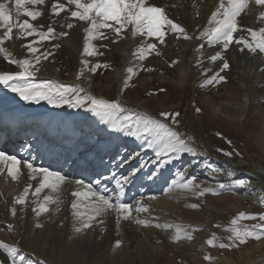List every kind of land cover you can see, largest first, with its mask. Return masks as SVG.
I'll return each instance as SVG.
<instances>
[{
    "label": "snow or ice",
    "instance_id": "obj_1",
    "mask_svg": "<svg viewBox=\"0 0 264 264\" xmlns=\"http://www.w3.org/2000/svg\"><path fill=\"white\" fill-rule=\"evenodd\" d=\"M14 3L16 22H13V12L11 5ZM249 0H219V3L211 13L208 19V26L205 27L196 39L206 40L208 45L219 46L214 54L209 55L208 59L215 63L221 61L222 65L219 72L213 74L211 77L205 79L201 87L208 85L226 82V77L220 75L229 68V62L225 59L224 53L229 47L235 43L242 45L240 51L246 48L251 53H264V27L259 30L246 29L250 34V39L244 36L234 38V34L240 31L238 27L237 17L241 12L248 7ZM257 5H264V0H255ZM45 0H8L7 3L0 2V28L4 29L3 34L0 35V54L4 55L5 59L10 63H14L19 68L16 72H2L0 73V85L8 89L10 92L16 94L21 100L27 103L39 104L41 101H46L49 105L55 108L68 107L84 109L85 112L92 113L99 118L101 124H104L112 129L111 133L106 132L108 136H117L123 134L124 137H134L140 143L134 147L116 146L109 162H105L100 158V163L105 170L110 174L104 176V172L97 171V176H104V179H96L91 182H86L85 179L70 180L68 174L61 170L53 169L51 166L45 167L42 164L38 165L36 159L29 155H22L20 151L15 154H9L4 150H0V174L6 172L11 180L16 181L22 172V169H27V176L30 181H36L35 187L32 183H28L21 194L14 198L10 213L12 216L16 215V205L26 206L28 203V195L31 191V196L34 198L31 203L35 205L31 211L35 213L36 217H40L44 213L50 211L48 205L58 204L57 196L52 193H58L61 186L65 183H75L86 191H74V197H84L88 201L84 206V210L80 209V203L77 200L72 202L73 209V231L80 233L85 229L93 227L94 223H103L102 218L109 212L116 213L117 225L121 220H129L133 218V213L136 214L148 212L149 209L142 203L144 199L136 200L134 203L125 202L123 197L126 194L129 185L133 184L144 177L149 181L159 179L163 175L165 168L174 164L177 159L182 158L183 154L189 153L197 155L196 149L192 146L190 141L192 137L185 136L174 125L179 124L178 112L162 111L154 116L148 112L137 111L130 107H126L118 99L109 100L105 98H98L85 91L80 86H66L55 81H40L36 80V73L40 71L41 60H46L52 52L45 50L40 52L39 48L30 42L27 47L31 58L12 59L5 48L2 47L6 40L12 39L13 29H19L18 38H26L36 36L39 41H51L67 36V32L57 33L52 25L47 26V31L41 30L43 25H35L25 19L22 22L19 17L21 15L30 18L31 21H36L43 16L42 11L35 7L44 5ZM74 6L75 10H71V17L80 21L86 22L84 28V48L83 53L86 56L102 55L95 45L91 43L97 39H111L103 30L107 29L115 34V40L121 38L123 31H130L133 38L141 37V44L134 53L139 61H144L148 55L155 53L160 55L157 43L165 44L166 36L169 33L176 34L177 38L182 36L184 39H192L186 30L178 23L170 19L163 7L156 6L149 2V0H67V5L60 3L59 0H54L51 5L52 14L59 16L61 12L70 10ZM264 21V12L260 13L259 17ZM72 23L67 24V28L72 29ZM107 47V45H101ZM54 48H59L60 44H54ZM204 47L202 43L197 49L198 51ZM88 61L82 60L83 68L80 75H83L84 69L88 67ZM173 64L176 61L172 62ZM107 67V65H100L99 63L93 65L90 69L95 73L99 67ZM152 71V69H146ZM128 76L124 80L123 85L126 89L129 81L134 74V69L129 67L127 69ZM79 78V76H78ZM164 91V89H160ZM153 95V93H149ZM198 112L199 108L196 109ZM217 135H220L217 133ZM231 143V141H229ZM24 146L21 145V149ZM30 148V146H29ZM148 150L152 155H148ZM217 151H223L217 149ZM225 156L231 157L232 152H224ZM240 155L239 152L235 153ZM147 157V158H146ZM112 164H115L116 170H113ZM123 169V171H119ZM147 169V171H145ZM212 173H219L220 168H210ZM228 176L234 175L233 171H228ZM175 178L166 181L168 189H181L193 192L197 196H204L205 193L218 195L225 190L227 185L219 184L218 188L203 187L196 183V177H189L183 170H177L174 173ZM108 183H114V187L109 190ZM249 183L246 179L236 178L232 184L236 187H244ZM105 184L104 187H101ZM49 190L48 194L41 193L44 190ZM148 199H154L149 197ZM191 208H197L198 205L192 204ZM23 210V209H21ZM56 211H59L57 207ZM264 222V214H246L239 213L230 222V227L226 231L231 235L228 237V243H219L220 248L236 247L244 244L248 239H261L264 237V223H258L251 227L244 225L240 226L242 220H256ZM138 225L149 226L150 221L135 218ZM37 228L42 227L40 223H36ZM164 229H174V234L170 237L173 242H178L181 239L191 240L192 232L198 231L197 228L183 225L172 224H155L152 225ZM11 225L9 229L11 230ZM191 228V231H189ZM218 237L213 233L206 243L209 246H217ZM120 241L116 242L119 246ZM0 249L7 253V257L15 264V254L18 248L10 247L0 241ZM209 260V256L204 257Z\"/></svg>",
    "mask_w": 264,
    "mask_h": 264
},
{
    "label": "rangeland",
    "instance_id": "obj_2",
    "mask_svg": "<svg viewBox=\"0 0 264 264\" xmlns=\"http://www.w3.org/2000/svg\"><path fill=\"white\" fill-rule=\"evenodd\" d=\"M166 14H168L167 16L170 19L172 18V16L170 15L169 12H167V10H166ZM173 21L181 25V23L175 21V19ZM207 22L203 26V28L194 27V29H196V32H198V33L195 32L194 34L195 37L199 36L200 32L205 27L208 26ZM251 25L253 27L254 23ZM181 26H184V25L182 24ZM239 26H242L240 20L238 21V27ZM184 27L186 28V26ZM261 27H264V23ZM239 28L242 30L235 33L237 36L234 34L236 38H238L239 36H244L250 39V36L244 33L245 31L243 30V27H239ZM186 32L188 33L187 30ZM238 33L239 34L242 33V34L239 35ZM170 36L171 38H169ZM35 38L33 39L34 40L33 43H35L36 45H38V42L40 43V45L41 44L43 45L45 44V46L47 45L48 41H39L38 37H35ZM179 38H181V40ZM179 38H177L175 34L173 35L169 33L165 38L166 39L165 44L160 45L159 43H157V47H159L158 49L161 55L157 56L155 53L154 54L152 53L151 54L152 56L151 55L150 57H148L149 55L147 56V58H149L148 62L150 61V64H152V62L154 61L153 58L155 60H158V58H161L162 52L164 51V49H167V51H169V55L171 54V57H167V59L164 57L165 60H164L163 66H158V65L155 66L154 64L153 65L147 64L146 69L152 68V71H147L146 69L145 70L141 69L139 71H144L145 74H148V75L153 74V73H157L159 75H163L165 73L169 75L173 73L172 75H177L178 70L176 69L178 67H184V66L188 67V65H186L185 63L184 58H181L179 56L177 57L173 56L175 55L174 50L177 49V47L180 45L179 43L185 40L188 41V39H184L182 36H180ZM167 40L171 45L170 47H167L168 46ZM30 42L28 41V43H25V45H28ZM91 43L94 45L93 41H91ZM80 46L82 48L80 47L81 54L79 56L77 55L68 56L65 53L62 55H56V52L59 50V48L58 49L54 47H51V49H48L47 47H46L47 49L39 48L40 52H44L45 50H49L52 52V55H50L46 60L44 59L41 60L39 67L43 65L46 68L48 67L47 69L49 68L55 69L56 72H58L57 70V67H58L60 69L61 75L59 78H53V79L52 78L41 79V77L40 78L36 77L37 82L55 81L57 83H60L66 86H74V84L72 85L67 82H69L70 79L72 81L73 80L75 81L77 80L76 78H78L77 76H79L78 78L79 81L81 80V77H82L84 80L86 79L89 80L88 81L89 86L93 87L94 85L97 87L98 83L100 84V82L103 81V76H105L108 73H111L112 70L116 68L115 66L116 61L114 60L112 62V61L104 60L103 57H101V55L99 54L92 55V56L84 55L83 53L84 38L80 42ZM240 47H242V45L234 44L233 46L229 47V51L232 52V50L234 49L233 54L235 53L238 59L239 58L240 60L243 59L244 62L245 60H247L246 58H248V55L254 56L256 54V53L250 54L246 48L244 49V51H240L239 50ZM26 48L27 47H25V49ZM26 50L25 52L28 53V51ZM186 51H187L186 55L188 54V56L190 57L189 59L190 63L192 65L197 64L201 66L200 59L202 55L200 54L196 55L197 57L195 59L194 52H196L197 54L198 50L195 49V47H192V48L189 47L188 49H186ZM257 53L259 54L258 59L264 62V53H259L258 51ZM0 55H1L0 71H6V72L19 71V68L17 67L16 64L10 63L8 60L5 59L4 55L2 54ZM9 55L12 59H16V60L24 59V58H31V56L30 57L25 56L24 58L17 57V52L13 51V49L9 52ZM81 58L83 60L87 59V61L89 62L88 63L89 69L97 63H99L100 65H107V67L102 66V67L97 68L96 72L93 73L95 77L93 78V80L90 81V79L84 75L85 73L88 75L89 73L88 71L90 70H87L86 68L83 71V75H80V71H81L80 69H82L83 67H81L80 69H77L78 65H82ZM229 58L230 57L225 56V59H227V61L229 62V68L226 69L224 72L220 73V75H223L226 77V82H220L218 84L214 83L213 85H208L206 87H201V84L203 83L205 79L219 72L220 66L222 65L221 61L218 62L219 67L217 66L215 68H211L213 71L211 69L209 72L205 71V69L200 70L199 71L200 73H198L196 76L197 81H195V79L193 80H191L190 78L187 79L188 84H186L181 90H176V88L170 83H167V81L164 82L163 80L160 81L159 79L158 80L150 79L148 83H146L145 85H141L137 82L132 81V79L134 78V75H132V78L129 81L128 87L126 89L124 88L123 82L128 75L124 77V79H121L118 83H114L113 88H110V89L103 88L104 90L103 92L107 95V97L109 98L111 97L112 100L118 99L122 103L124 104L126 103L125 104L126 107H130V108L133 107V109L136 108L139 111H146V112L152 111L151 114H153L154 116H157V114L162 111L178 112L180 114L179 117H177V119L179 120V124L174 125V127H176L185 136V138H187L188 136L192 137V141H190V143L196 149V152H197V155L185 153L183 154L182 158L177 159L174 162V165L172 164L168 168H165L163 171V175L165 173H168L167 180L165 179L166 177L162 175L159 179L154 180L150 183L152 185L156 184L157 188L155 192H151L150 190L147 189L148 191L143 192L141 195L137 197L134 196L133 197L134 200L130 199V201L128 202V203H134L136 200H140L141 197L144 198L142 200V203L145 202L146 200H151L150 202L151 204L146 205L149 209L148 212L139 213V214H136L134 212L133 214L139 219L150 221L149 226H143V225H138L134 221L136 217L133 218L132 220L133 225L135 226L138 225L137 227L141 228L142 230L145 229L147 231L146 234L141 232L140 233L141 237L140 238L136 237V239L138 240H136L133 244V246L137 249V252H139V254L138 253L136 254L141 255L142 257L140 264H197L196 256L199 258V260L201 259V262L203 263H209V262L214 261V259L226 256L230 258L229 262L232 261L229 264H241L244 261L248 260V258L251 259L253 257L259 256L260 254L264 253V237H262L259 240L250 238L247 240L246 243L240 244L236 247L223 248V249L218 247L219 243H228V237L231 235V233L226 231V229L231 226L230 225L231 220L235 218L239 213L244 212L246 214H264V187H263V184L260 183L259 179L258 178L256 179V176H254L255 174L251 172L249 173H251L253 176L251 174H247V170H244V169L243 170L242 169L240 170L228 169L225 166L221 165L223 163L220 162V160L229 159V158H231V160L233 161L235 160L244 161L245 160L244 161L245 163L243 165L245 169H248V168L251 169L252 167L257 168V169H259L260 167V169L262 168L264 169V137H263L264 132H262L263 130L262 125L264 123V112H263L264 111V87H263L264 84L260 83L261 85L256 84L255 87H252V89H254V91H252L253 97L254 98L257 97V98L256 99L252 98L250 100L251 102L247 104L248 106L245 105V108H241V106L238 105V104H242L240 101L241 99L240 91L238 94L237 93L234 94V96H237L236 98L226 97L225 91L233 90L234 88H236V87L234 88L232 87L235 86L236 82L238 81L237 78H239L238 75L232 72L233 64H232L231 59ZM89 59L90 60L92 59V60L90 61ZM173 61H176V63L173 64L172 63ZM127 63H128V58L126 59V63L123 65L128 69L129 66H127ZM128 65L130 64L128 63ZM252 78H254V75L251 74L250 77L247 78V81L250 82ZM96 87H94V89H96ZM160 89H164V91H160ZM149 93H153V95H149ZM209 94L213 95L214 99H218V100L222 99L220 102H223L225 104L224 107L226 108V110L223 112L224 114L217 113V116H214L211 113L210 102H209L210 100H208L209 103L208 102L204 103V101H202L203 95H205V97L208 98ZM123 95L129 98L128 102L126 99H124ZM130 96H132L131 99H130ZM221 96L222 97L224 96V97L222 98ZM139 97H142V99H140ZM133 98H135L136 100L134 101ZM246 98L247 96H245L244 99ZM226 99H229L230 101ZM231 99H234L235 101L231 102L232 101ZM22 104L27 105L29 103L21 100L16 94L4 88L3 85H0V107H3V108L9 107V106L22 107L23 106ZM140 104L145 105L146 108L145 109L142 108ZM40 105H42L41 106L42 108L36 112L37 114H40V115H51L53 117H57L59 116V113L66 110L65 112L69 111L70 113L73 114V116L71 117L69 121L74 120L77 117L76 115H86L89 118L88 120H91L93 118L91 121H94V120L97 121L96 118H98V117H95L90 112H85L84 109L71 108L72 109L71 110V109H68V107L55 108L49 105L46 101H41ZM197 108L200 109L199 112L196 110ZM233 111L235 112V114L233 113ZM229 112L231 114L233 113L234 115H236V113L237 115H241V113L243 115L240 119L237 117V119L239 120H237L236 118L234 120L233 119L230 120V116L229 114H227ZM217 133H219L220 135H217ZM119 135H122V134H119ZM259 138H260V141H259ZM127 139L130 141L129 143H133L134 145L140 143V141H136L134 137H127ZM229 141H231V143H229ZM217 149H222L223 151H217ZM148 152L151 153L150 150H148ZM224 152H232L233 155L231 157L225 156L223 154ZM236 152H239L240 155H236L235 154ZM151 155L152 153L150 154V156ZM112 168L113 170H115L116 166L113 165ZM198 168H202V169L204 168L203 170L204 172H202V169H201V172H202L201 174V172L198 171ZM210 168H220L222 169V171L214 174L210 171ZM177 170L185 171L189 177H192V176L196 177L195 182L202 185L203 187L218 188L219 184L221 183H224L225 185H227V187L225 188V190L221 191L218 195H212L211 193H205V195L202 197L195 195L193 192L176 189V188L174 189L175 191H177V193L171 192L174 189L169 190L168 184L166 183V181H170L171 179L175 178L174 173ZM228 171H233L234 175L232 177H229L227 174ZM236 178L246 179L247 181H249V183L244 187H236L232 184V181ZM145 182H147V180ZM141 183H144L143 180L141 181ZM158 186H160L159 189H158ZM165 194L168 197L166 196L163 199H165V202L168 204L167 207L165 206L163 207V205L160 204L163 201L159 200V197L164 196ZM149 197H154V199H148ZM81 204H82L81 205L82 207L80 209L83 211L85 204L84 203H81ZM192 204H196L198 205V207L195 209L191 208L190 205ZM68 208L69 210H66L67 212H65V209H67L65 208L63 209L64 211L62 210L63 212H60V214L55 215V217L53 214H52L53 216L49 215V212L45 213V215L43 216L47 217V220L46 218H42V217L41 219L42 220L44 219V221L46 220L45 224L48 223V226L44 225V221L41 220V222H43L44 229L42 227L39 229H42V231L47 232L46 236L49 233L50 235L49 237L53 236V234H58V237H59L58 245H60L59 246L60 249L58 248V251H61V252H59L56 257H57V260L59 259L60 261H63L61 263L65 262L64 264H78V263L79 264H89L90 257L88 254V251H89L88 248L90 246L88 247L84 244L82 245L81 242L83 241V239L85 240L86 236L90 235L89 232L92 229L89 228V229H85L81 231L80 233H75L73 231L74 217H72L73 215H70L73 213L72 212L73 210L70 205H68ZM61 216L62 218H59ZM56 217L59 219H57ZM105 217H107V215L104 216V218ZM99 219H102L104 221L103 217L98 218V220ZM49 220L50 221L53 220L54 222L55 221L56 222L55 223L53 221L50 222ZM197 220H199V222ZM103 223L105 224V221ZM258 223H264V222L260 221L258 218L256 220H242L240 221V226L247 225L251 227L252 225H255ZM58 224H60L61 227H58L59 226ZM96 224L97 223L93 224L94 228L92 231H95V232L101 231L102 232L101 236H103V238L105 237L104 241L106 245L101 246V250H95V252L97 251L96 255L99 256L98 257L99 261L96 262L95 264H107V263H111V264H121L122 263L123 264L122 261L126 260L127 259L126 257H128V254H129V250L126 249V247H124L126 243L125 241L123 242L124 238L119 237L120 238L119 239L117 236L114 235L113 232H112L113 234L109 233L110 230L107 229V226H109L110 224L109 222L108 223L106 222L105 225L104 224L96 225ZM155 224H172V225L191 226L192 228H197L199 230L192 232L193 238L191 240L181 239L178 242H173L170 239V237L174 234V229H164V228L152 226ZM96 227L99 229H97ZM56 230H58V233ZM189 231H191V228H189ZM105 233L108 234V236ZM213 233H215L216 236L219 238L217 241V246L215 247L209 246L206 243V241L212 237ZM22 239H25V238L22 236L18 238L17 246H19V248L24 249L26 252H29L32 254H34V252L36 253L35 250L30 248V246L26 247L27 245L25 246V243L23 242ZM117 241H120L119 246H116ZM174 246L177 248H175ZM182 249L183 251H181ZM16 254H15V257H16ZM191 254L193 255L195 254V259H196L195 261L193 260V257H192L193 255ZM206 255L210 257L209 260L204 259ZM63 257L67 259H64ZM41 262L43 261H40V263ZM2 264H5V263L3 262ZM253 264H264V259L257 261Z\"/></svg>",
    "mask_w": 264,
    "mask_h": 264
},
{
    "label": "bare ground",
    "instance_id": "obj_3",
    "mask_svg": "<svg viewBox=\"0 0 264 264\" xmlns=\"http://www.w3.org/2000/svg\"><path fill=\"white\" fill-rule=\"evenodd\" d=\"M0 2L7 3L8 0H0ZM53 2H54V0H45V4L44 5H39V6H31V5H29V6H27V7H35L38 10L42 11L43 16L38 18L36 21H31L30 18L25 17L23 15H21L19 17V19H20L21 22L23 20H25V19H29L30 23H33L35 25H43V28L41 29L43 31H47V26L48 25H52L57 33H60V32H67L68 33L67 36H64L62 38H58L57 40L48 41L46 46H45V44L44 45L43 44L40 45L39 42H38V45H36L34 43L36 47L42 48V49L43 48L51 49V47H53L54 44H60L59 50L56 52V55H62V54L65 53L68 56L69 55L70 56H73V55L74 56H76V55L79 56L81 54L80 53L81 52L80 51V47H81L80 46V42L82 41V39L85 36L84 28L86 27V22L80 21V20H78L76 18H72L71 17V10H75L74 6H71L70 10H66L64 12H61L59 16H56V15L52 14L51 5H52ZM59 2L60 3H64V4L67 5V0H59ZM149 2L152 3V4H155L156 6H161L164 9H166L167 12H169L170 15L172 16L171 19L172 20L175 19V21L180 22L181 25L183 24L184 26H186V28L184 26H182V27H184L188 31L190 36L193 37L192 39H188V41L185 40V41L179 43L180 45L177 47V49L174 50L175 51V55H173L174 57L175 56L176 57L179 56L181 58H184L185 59V63H186V65H188V67H185V66L184 67H178L176 69V70H178V74L177 75H172L173 73H171L169 75L167 73H165L163 75H159V74L153 73V72H152L153 74H149V75L145 74L144 71H139V70H141V69L145 70L146 69L147 64H150V61L148 62L149 58L146 57V59L144 61H139L136 58V56L134 55V53L137 51L138 47L140 46L141 40L143 38H141V37L133 38L132 34H131V31H130V27H131L130 26L128 30H125L124 32H122L120 39L115 40V42H112V40L115 39V34L111 33L109 30L105 29L103 31L109 37H111V39H97V40H93V43L96 46V48L98 47V51L100 53H103L101 55V57H103L104 60L112 61V62L114 60L116 61V63H115L116 68L114 67L115 69H113L111 73H108L105 76H103V81L100 82V84L98 83L97 87L94 86V85H93V87L89 86L88 85V81L89 80H87V79L84 80L82 77H81L82 81L81 80L79 81V79L76 78L77 80H75V81L73 80L72 81L70 79V81L67 82V83L72 84V85L74 84V86H80V87L84 88L86 92H89L90 94H92V95H94V96H96L98 98H105V99L111 100L112 98L111 97L110 98L107 97V95L103 92L104 91L103 88H107V89L113 88V84L114 83H118L121 79H124V77H126L128 75L127 68L125 66H123L126 63V59L127 58H128V63L131 65L130 66L127 63V66H129V67L134 69V74H133L134 78L132 79L133 82H137V83H139L141 85H145L146 83L149 82L150 79H152V80L153 79H155V80L159 79L160 81L161 80H163L164 82L167 81V83H170L171 85H173L176 88V90H181L186 84H188V80L187 79H189V78L191 80L195 79V81H197L196 76H197L198 73H200L199 72L200 70H204L205 69V71L209 72L211 68H215V67L218 66V64H219L218 62L219 61H216L215 63H213V62H211L208 59V57H209V55L214 54L215 51L219 48V46L218 45L217 46L208 45L206 40L196 39V37L194 35L195 32H196V29H194V27L195 28H198V27H202L203 28V26L206 24V22L210 18L211 13L213 11H215V9H216V7H217V5L219 3V0H149ZM11 7H12V12H13V22L15 23L16 22V16H15L14 3L11 5ZM261 12H264V5H257L255 3V0H249L248 7L246 9H244V11L241 12L239 17H237V20L238 21L240 20L241 21V25H242V26H239V27H243V30L245 31L244 33L247 34L248 36H250V34L246 31V29L258 30L263 25L264 21H262L259 18ZM201 17H202V19H201ZM68 23H72L74 25V27L72 29L67 28V24ZM253 23H254V26L252 27L251 24H253ZM188 25H190L191 27L188 26ZM187 28H189V29H187ZM3 31H4V29L0 28V35L3 34ZM196 33H198V32H196ZM171 34H173V33H171ZM241 34H239V35H241ZM235 35H234V38H236V36H237V35L236 36ZM175 36H176V34H175ZM18 37H19V29L14 27L13 33H12V39L11 40H6L4 42V44L2 45V47L5 48L8 53L13 49V51L17 52V57H21V58H24L25 56L30 57L31 54L25 52V50L27 49V48L25 49V47H26L25 43H28V41L29 42L30 41L34 42L33 39L36 36L35 37H33V36L32 37H26V38H18ZM169 38H171V36ZM179 39L181 40V38H179ZM167 43H168L167 47H170L171 45L168 42V40H167ZM202 43L204 44V47L201 50H199L197 52V54H196V52H194L195 53V59L197 57L196 55H198V54L202 55L201 59H200L201 60V62H200L201 66H199L197 64L196 65L195 64L192 65L190 63V61H189L190 57L188 56V54L186 55V52H187L186 49H188L189 47H191V48L195 47V49H198ZM234 44L235 43H233L231 46H233ZM101 45H107V47H102ZM43 46H45V47H43ZM165 47H166V45H165ZM174 47H176V46H174ZM233 50H232V52H230L229 49H228L224 53V56L230 57L229 59H231L232 64H233L232 65V70H233L232 72H234L236 75H238L239 78H237L238 81L236 82L235 86L232 87V88H234V87H236V88H234L233 90L225 91V95H226V97H229V98H236L237 96H234V94H236V93L238 94L239 91H240V93H241L240 94V98H241L240 101H241L242 104H238V105H240L241 108H245V105L248 106L247 104L251 102L250 100L252 98H254L253 97V92H252V91H254V89H252V87H255L256 84L257 85H259L260 83L264 84V62L258 59L259 58L258 57V55H259L258 53H256L254 56L253 55H250V56L248 55V58H246L247 60H245V62H244L243 59H241V60H240V58L238 59V57L235 55V53L233 54ZM249 53L252 54L251 52H249ZM251 56H253V57H251ZM148 57H150V55ZM164 57L166 59H167V57H171V54L169 55V51H167V49H164V51L162 52L161 58H158V60H155L153 58L154 61L150 65L154 64L155 66L156 65L163 66L164 60H165ZM0 58H1V55H0ZM82 60L83 59L81 58V61ZM79 64H80V62H79ZM81 67H83V65H78L77 69H80ZM47 68L45 66L41 65L40 71L38 73H36V77H39V78L41 77V79H46V78H52L53 79V78H59L60 77L61 72H60V69L58 67H57L58 72H56L55 69H52V68L47 69ZM189 68H191V69H189ZM88 69H89V67H87V70ZM253 69H254V71H253ZM257 71H259L260 73L257 72ZM2 72H6V71H0V73H2ZM88 72H89L88 75L86 73L84 75L87 76V78H89L90 81H91V80H93V78L95 76L93 75V72H90V71H88ZM251 74L254 75V78H252L250 80V82H249V81H247V78L250 77ZM224 85H223V87H224ZM230 85H232V84H230ZM94 87H96V89H94ZM263 87H264V85H263ZM125 94H127V93H125ZM245 96H247L246 99H244ZM123 97H124V99L127 100V102L129 101V98H127L124 95H123ZM131 98H132V96H130V99ZM139 98L142 99V97H139ZM256 98H254V99H256ZM133 100L135 101L136 99L133 98ZM208 100H210L209 101L210 102V111H211V113L214 116H217V113L221 114V113H223L226 110V108L224 107L225 104L223 102H220L222 99L221 100L220 99L219 100L218 99H214L213 95H211V94L208 95V98H206L205 95H203L202 101H204V103H206V102H208ZM226 100L230 101L229 99H226ZM231 100H232L231 102L235 101L234 99H231ZM137 101H139V100H137ZM140 105L142 106V108H144V109L146 108L145 105H142V104H140ZM236 105H237V103H236ZM41 106L42 105H40V103L39 104L29 103L27 105L24 104L22 107H11V106H9L8 107V111L10 109L14 108V109L18 110L20 112V114H25V115L26 114H31V116L33 118H36L37 120H40V122L46 120L48 117H49V119H52V116H48V115L41 116V115L36 113L37 111H39L42 108ZM68 109H71V108H68ZM132 109H133V107H132ZM135 110H137V109L135 108ZM65 111H62L61 113H59V117H58V121L57 122H61V119H63V118L65 119V121L71 119L73 114L70 113L69 111H67V112H65ZM137 111H139V110H137ZM144 112H146V111H144ZM151 112H148V113L151 114ZM230 112L227 113L230 116V120H232V119L234 120L235 118L237 119V117L240 119L242 117V115H243L242 113H241V115H237V113H236V115H234L235 114L234 111H233L234 114L233 113L231 114ZM76 116L77 117L76 118L74 117L75 118L74 120L67 122V124H68L67 126L70 127L73 124L72 122H74L75 125H77V123H78V125H81V124L83 125L89 119L88 116H86V115H76ZM239 119H237V120H239ZM63 125L61 124V126H63ZM98 125L99 126L96 127V126L93 125L92 122H89V127H85V129H87V130L90 129L93 132L98 130V132H99V131H101V126H103L104 124L100 123ZM69 127H67V128H69ZM104 127H105V125H104ZM262 127H263L262 132H264V123H263ZM107 132L111 133L112 129L109 128V131H107ZM50 134H52V132H50ZM70 135L71 136L66 137V138H70V137L74 136L73 134H70ZM258 135H260V134H258ZM103 137H105V135H101L99 137V138H102L101 142H103ZM110 137H111V142H110V145H109L110 148H108L107 151L103 150L102 148H99V146H93L96 149H98L99 152H101L103 154L102 158H103L104 161L107 158V156H109L108 157V162L111 160L112 153H113L114 148L116 146H128V147H134L135 146L133 143L126 142L128 139H122L121 141H118L119 139H117L116 136H110ZM259 141H260V138H259ZM101 142H99V143H101ZM92 143L96 144L94 141ZM82 152H86V155L88 154V150L87 149H84ZM93 152L95 153V150ZM150 154L151 153L148 152L149 156H150ZM72 155L73 156H78V155L81 156L82 154L81 153H74ZM97 158H100V157H97ZM97 158L93 157V159L98 160L100 162V159H97ZM244 161L243 160H238V161L235 160V161H233V160H231V158L220 160V162L223 163L221 165L225 166L228 169H235V170H240V169L243 170L244 169V170H247V174H251V173L255 174L254 176H256V179L258 178L260 183L263 184V187H264V169L263 168L260 169V167H259V169L254 168V167H252L251 169L250 168L245 169L243 167V165L245 163ZM113 165H115V164H112V166ZM102 166L103 165L97 167L96 169L92 170L91 173H89L90 177L93 175L92 176L93 179L91 181H94L96 179L103 180L104 176H109L110 175L106 170H104L105 168L101 169ZM204 168L203 169L202 168H198V171L201 172V169H202V172H204L203 171ZM121 170L122 169H120L119 171H121ZM97 171L104 172V176H97L96 175ZM202 172H201V174H202ZM249 172H251V173H249ZM169 175H170V173H169ZM163 176L166 177L165 179L167 180L168 173H165ZM70 180L74 181L75 179H70ZM85 180L87 182H91L87 178ZM140 180L141 181L143 180L144 183H141V181L138 180V181H135L133 184L129 185V187L127 188L126 194L123 197L124 201H127L129 199H133L134 196L137 197V196L141 195L143 192H146L148 190H150L151 192H155L156 191V188H157L156 184L155 185L150 184L152 181H148L147 177H144L143 179H140ZM146 180H147V182H145ZM28 183H32L33 187H35V185H36V181H30L28 179L27 169H22V172H21V174L19 175V177H18V179L16 181L11 180V178L7 176L6 172L4 174H0V241H2L3 243L7 244L10 247L18 248V252H17L16 257H15V264H41V263L42 264H64L65 262L61 263L63 261H60L59 259L57 260V257H56L57 254L59 252H61V251H58V248L60 246V245H58V243H59L58 234H53V236L49 237L50 235L48 233V235H47L48 237H47L46 236L47 232L42 231V229H39V228H37L35 226L36 223H42V225H43V222H41V220H42L41 217L42 218H46V220H47V217L43 216V215H45V213L42 214L40 217H36L35 213H33L31 211V208L35 206V205H33L31 203V201L34 199L31 196V191H30V193L28 195V203H27V205L26 206L16 205L15 207H16L17 211H16V215L15 216H12L11 213H10V208L12 207V202L14 201V198L22 193L23 188ZM157 185H158V183H157ZM104 186H105V184H104ZM107 186L108 187L111 186V188H112V187H114V183H108ZM145 187H146V189H145ZM159 187L160 186H158V189H159ZM111 188L109 187V190H111ZM74 191H86V189L80 188L74 182L73 183L65 182L61 186V189L59 190L58 193H52V195L58 197L59 203L58 204H50V205H48V207L50 209L49 215L53 214L54 217H55V215L60 214V212H63L64 211L63 209H65V208H67V209H65V212H67L66 210H69L68 205L71 206L72 202L74 200H77L78 202L82 201V203H84V204L88 203V201L85 200L84 197H82V196L81 197H74L72 195V192H74ZM171 192H176L177 193V191H175V189L172 190ZM48 193H49V190H47V189L44 190V192L41 193V199H42L43 195L48 194ZM166 194L164 196L159 197V200L163 201V202L160 203L161 205H163V207L164 206L165 207L168 206V204L165 202V199H163L164 197L167 196ZM150 202H151V200H146L145 202H143V204L146 206V205L151 204ZM81 205L82 204L80 203V208L82 207ZM57 207L59 208V211H56ZM21 209H23V210H21ZM184 209H185V207H184ZM181 214H183V213H181ZM188 214H189V212H188ZM63 215H64V213H63ZM70 215H72V214H70ZM135 217L136 216L133 215V218H135ZM59 218H62V216L59 217ZM59 218H57V219H59ZM133 218H130L129 220H121L119 225H117L116 213L115 212H109L107 214V217H105V218L103 217V219L105 221V224H106V222L110 223L109 226H107V229L110 230V231L112 230V231L111 232L109 231V233L110 234L114 233V235L117 236L118 238L119 237L124 238L123 242L124 241L126 242L124 247H126V249L129 250V254H128V257H126L127 258L126 260H124V258H123V260H124V261H122L123 264H140L141 263V259H142L141 255H138L139 252H137V249L133 246V244H134V242L136 240H138V239H136V237L137 238L141 237L140 236L141 232L146 234L147 231L145 229L142 230L141 228L137 227L138 225L137 226L133 225L132 224ZM42 221H44V219ZM45 221H44V225L48 226V223L45 224ZM51 221H53V220H51ZM197 221L199 222V220H197ZM66 223H67V221H66ZM97 224L101 225V224H104V223H97ZM9 225L12 226L11 230L9 229ZM58 225H59L58 227H61L60 224H58ZM42 228H43V226H42ZM93 228L94 227H92L90 229L93 230ZM97 229H99V228H97ZM92 230L89 232L90 235L86 236L85 240L84 239H83V241L80 240V241H82L81 242L82 245L84 244V245H86L88 247L90 246L88 248L89 251L87 250L88 254H89V257H90L89 258V264H95L96 262L99 261V258H98L99 256L96 255L97 251L95 252V250H101V246H105L106 245L105 241H104L105 237L103 238V236H101L102 232L101 231L95 232V231H92ZM56 231L58 233V230H56ZM162 232H163V230H162ZM106 235L108 236V234H106ZM20 236L25 238V239H22L23 242L25 243V246L26 245H27L26 247L30 246V248L35 250L37 254L35 252H34V254L26 252L24 249L19 248V246H17V241H18V238ZM111 237H113V236H111ZM116 238H114V239H116ZM111 240H113V239H111ZM80 241H79V243H80ZM111 243H112V241H111ZM109 245H111V244H109ZM258 245H259V243H258ZM175 248H177V247H175ZM102 249H103V247H102ZM28 251H29V249H28ZM181 251H183V249ZM75 252H77V251H75ZM99 252H101V251H99ZM136 253H138V254H136ZM193 253H194V251H193ZM191 255H193V254H191ZM59 256H60V254H59ZM192 257H193L194 261L197 259V264H229V263L232 262V261L229 262L230 258H228L226 256L214 259V261L209 262V263L201 262V259L199 260V258L197 256H196V259H195V254ZM64 259H67V258H64ZM263 259H264V253L260 254L259 256L253 257L251 259L248 258V260L244 261L241 264H253V263H255L257 261H260V260H263ZM40 261H43L44 263L43 262L40 263ZM3 262L5 264H12V261L9 260L8 257H7V253L3 249H0V264H2ZM75 262H77V261H75ZM107 264H111V263H107Z\"/></svg>",
    "mask_w": 264,
    "mask_h": 264
}]
</instances>
